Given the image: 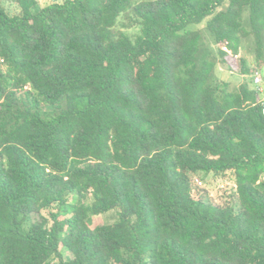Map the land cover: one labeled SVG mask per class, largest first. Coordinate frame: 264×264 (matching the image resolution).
<instances>
[{
    "label": "trees",
    "instance_id": "16d2710c",
    "mask_svg": "<svg viewBox=\"0 0 264 264\" xmlns=\"http://www.w3.org/2000/svg\"><path fill=\"white\" fill-rule=\"evenodd\" d=\"M13 1L0 264H264V0ZM217 63L248 79L230 88ZM226 171L236 207L192 181Z\"/></svg>",
    "mask_w": 264,
    "mask_h": 264
},
{
    "label": "rangeland",
    "instance_id": "374dc122",
    "mask_svg": "<svg viewBox=\"0 0 264 264\" xmlns=\"http://www.w3.org/2000/svg\"><path fill=\"white\" fill-rule=\"evenodd\" d=\"M39 6L45 5L51 1H60V0H36ZM2 5L4 6L5 10L9 14H14L18 12V6L13 0H0ZM128 19L125 18V16L121 15L118 18V24L120 23H127ZM198 26L205 37L206 43L210 45V47L215 50V44L212 42L211 38L208 36L204 29L203 22L192 24L191 27ZM123 31H125L127 34H129L131 37H133L136 33L139 31V27L137 24H132L129 26H121L118 25ZM252 45V38L246 37L243 38L241 42V48L239 50L240 53H243L245 55V58L247 61H252L253 59V52L250 46ZM237 62V61H236ZM224 65V64H223ZM259 71V70H258ZM261 74H263L262 71H259ZM214 73L218 78L224 79L228 81L230 88H236V86L243 80L248 79V75H241L237 71L229 70L226 67L222 66L221 63H217L214 68ZM195 178H199L201 181V184H197L195 181ZM192 181L195 185L202 187L205 189V198L213 203H223L227 200L233 201L235 207L237 204L235 203V198L230 197L229 194L232 193L234 188V182L232 179V174L230 171H226L224 173L220 174H212V173H197L192 176ZM45 213V211H43ZM33 219H36L37 216H32ZM96 218H99L100 220L108 223L112 222L116 219V214L113 210L106 211L99 216H96ZM64 255H68L67 252H64Z\"/></svg>",
    "mask_w": 264,
    "mask_h": 264
},
{
    "label": "built area",
    "instance_id": "2783aa9c",
    "mask_svg": "<svg viewBox=\"0 0 264 264\" xmlns=\"http://www.w3.org/2000/svg\"><path fill=\"white\" fill-rule=\"evenodd\" d=\"M251 77V85L252 87L259 92L260 94L264 91V75L261 74L258 70L253 71V73L250 74ZM195 181L197 184H201V181L199 178H195Z\"/></svg>",
    "mask_w": 264,
    "mask_h": 264
},
{
    "label": "water",
    "instance_id": "95a60500",
    "mask_svg": "<svg viewBox=\"0 0 264 264\" xmlns=\"http://www.w3.org/2000/svg\"><path fill=\"white\" fill-rule=\"evenodd\" d=\"M222 66L226 67L225 65L221 64Z\"/></svg>",
    "mask_w": 264,
    "mask_h": 264
}]
</instances>
